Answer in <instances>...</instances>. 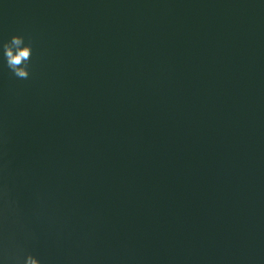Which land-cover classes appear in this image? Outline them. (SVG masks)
I'll use <instances>...</instances> for the list:
<instances>
[{"label": "water", "instance_id": "1", "mask_svg": "<svg viewBox=\"0 0 264 264\" xmlns=\"http://www.w3.org/2000/svg\"><path fill=\"white\" fill-rule=\"evenodd\" d=\"M0 259L264 264V0H0Z\"/></svg>", "mask_w": 264, "mask_h": 264}, {"label": "clouds", "instance_id": "2", "mask_svg": "<svg viewBox=\"0 0 264 264\" xmlns=\"http://www.w3.org/2000/svg\"><path fill=\"white\" fill-rule=\"evenodd\" d=\"M33 53L31 43H26L20 35L12 36L9 41L0 44V62L19 79H28L30 76V61ZM0 264H5L0 259ZM17 264H41V261L33 255H27Z\"/></svg>", "mask_w": 264, "mask_h": 264}]
</instances>
